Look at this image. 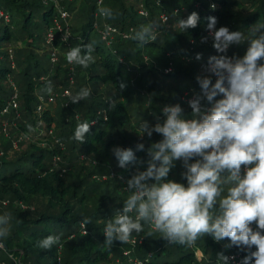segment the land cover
Returning a JSON list of instances; mask_svg holds the SVG:
<instances>
[{
  "label": "trees",
  "instance_id": "trees-1",
  "mask_svg": "<svg viewBox=\"0 0 264 264\" xmlns=\"http://www.w3.org/2000/svg\"><path fill=\"white\" fill-rule=\"evenodd\" d=\"M59 10L72 17L70 46L93 48L87 68L72 64V86L70 69L49 62L52 46L47 47L46 36ZM193 11L200 16L197 27L182 32L178 20ZM0 12L8 17V21L0 17V124L8 122L5 129L0 125V215L11 218L9 232L0 240L6 245L0 247V263L217 264L220 253L243 252L226 248L227 239L217 242L211 236L191 246L170 244L158 232L150 239L147 226L130 239H144L141 245L114 241L109 247L103 229L130 195L127 180L137 170H146L148 148L162 139L155 132L151 137L141 135L142 121L150 127L163 123L162 109L176 104L190 117L185 94L194 98L200 92L197 77L208 74L209 57L225 55L212 47L207 18H217V29L223 26L248 35L251 26L264 23V0H0ZM149 22L158 25L157 39L146 43L132 39ZM109 27L117 30L110 44L103 38ZM21 41L26 47H16ZM247 47L246 41L233 44L228 54L242 57ZM198 53L200 60L195 58ZM13 85L19 117L14 111L1 114L14 95ZM91 87L95 97L77 104L69 99L67 107L58 99L52 104L59 107L57 111L37 112L41 97L48 99L67 89L72 97ZM85 121L90 129L81 144L72 137ZM141 143L144 150L137 149ZM116 147L135 154L125 168L113 155ZM183 171L178 161L168 179L186 184ZM82 217L92 220L85 230L79 224ZM48 235H59L60 244L51 250L38 248L37 241Z\"/></svg>",
  "mask_w": 264,
  "mask_h": 264
},
{
  "label": "clouds",
  "instance_id": "clouds-1",
  "mask_svg": "<svg viewBox=\"0 0 264 264\" xmlns=\"http://www.w3.org/2000/svg\"><path fill=\"white\" fill-rule=\"evenodd\" d=\"M104 14L110 16L111 11L105 9ZM207 20L212 47L218 53L245 41L247 50L242 57H209L208 74L197 77L200 92L187 102L190 117L176 104L162 109L163 123L150 127L142 121L141 135L151 137L155 132L162 139L148 148L146 170H137L127 180L130 195L104 226L105 244H125L148 226L170 244L191 246L205 236L217 242L227 239L226 248L249 250L240 264H264V63L260 62L264 60V23L257 22L246 35L228 27L217 29L216 17ZM199 21L193 11L178 20V28L186 32ZM157 31L158 25L149 22L132 39L146 43L157 39ZM68 38L65 34V41ZM92 52L91 45L76 46L66 53V59L87 68ZM195 58L200 60L201 55ZM90 95V89L82 88L70 101L77 104ZM89 129L87 121L78 124L72 139L82 144ZM144 147L137 145L138 150ZM113 155L120 168L135 159L132 149L121 147L114 148ZM178 161L186 184L168 179ZM10 219L0 215V240L9 232ZM90 223L89 217L79 222L83 230ZM60 241L59 235H48L36 246L51 250ZM216 261L230 264V257L220 253Z\"/></svg>",
  "mask_w": 264,
  "mask_h": 264
},
{
  "label": "built area",
  "instance_id": "built-area-1",
  "mask_svg": "<svg viewBox=\"0 0 264 264\" xmlns=\"http://www.w3.org/2000/svg\"><path fill=\"white\" fill-rule=\"evenodd\" d=\"M0 17H5L6 20L8 21V17L4 16V14L2 12H0ZM69 14L68 12L64 11V10H59V18H56L54 20V28L51 29L46 36V43L50 46H52L51 49V60L53 63H56L58 61V49L56 47H54V43L56 42V34L57 33H62L63 34V42H68L69 38H70V26H69ZM163 21L167 22L168 21V17L167 16H163ZM117 33V30L114 28H108L107 31L105 33H103V38L104 40H106L108 42V44L111 43V40L113 38V35ZM65 34H67L69 36L68 40L65 41L64 36ZM225 55L229 56L228 54V50L225 53ZM215 78V77H214ZM71 83H73V79L71 78ZM14 87V95L12 96V98L10 99V101L8 102V104L5 106V108L1 111L2 115H7L10 114L12 111L15 112V114L19 117V112H18V91ZM71 98V91L69 89L65 90L61 95H54L49 97L48 99H44V98H40V102L39 105L37 107V112L41 113L44 111V109L46 108V106L48 105H52L56 102V100L58 99H65V100H69ZM193 98H191L190 96H188V94H185V97L183 98V100L187 103L189 100H191ZM254 223H253V227H254ZM255 248L253 247V249H251V251H254ZM249 250H243V252H239L237 254H233L230 255V263L231 264H240V261L243 259V257L245 255L248 254ZM128 252L125 253L126 256H128ZM128 264H142V262L138 261V260H130Z\"/></svg>",
  "mask_w": 264,
  "mask_h": 264
},
{
  "label": "rangeland",
  "instance_id": "rangeland-1",
  "mask_svg": "<svg viewBox=\"0 0 264 264\" xmlns=\"http://www.w3.org/2000/svg\"><path fill=\"white\" fill-rule=\"evenodd\" d=\"M210 4V3H209ZM71 20H72V17L70 16L69 17V19H68V22L70 23V27H71ZM96 37V33H93L92 34V38H95ZM62 38H63V34L61 33H59V36L57 37L56 36V41H58V44H56V45H54V47H56L57 49H58V54H57V57H58V61L56 62V63H54V64H56V65H61L63 68H64V70H65V68H69L70 69V71L68 72L69 74H70V76L68 77V81L70 82V84H71V86L72 85H74V83H75V77H74V69L71 67L72 66V64H70V63H68V61H67V59H66V53L72 48L71 46H70V44H69V41L68 42H63V40H62ZM46 46H47V44H46ZM15 47V46H14ZM16 47H18V48H24V47H26V44H25V42H19L18 43V45L16 46ZM47 47H49L50 49H51V46L50 45H48ZM48 48V49H49ZM49 49V50H50ZM39 53L38 54H40V55H42L44 52L43 51H38ZM148 63L150 62V60H146ZM49 62L50 63H53L52 62V60H49ZM165 72L166 73H169L170 72V68H168V69H166L165 70ZM60 77L61 78H63V76L62 75H60ZM71 78L73 79V83H71ZM78 84V83H77ZM90 90H91V95L89 96V98L92 96V97H95L96 96V94L94 93V89L91 87V88H89ZM73 93H75V89H74V91H73ZM57 95V94H56ZM59 95V94H58ZM69 100H66V101H62V99H60V101L58 102L60 105H62V103L64 104V106H68V104H69V102H68ZM46 108H48L50 111H51V113H53L55 110L57 111L58 110V108L59 107H54V106H52V105H48V106H46ZM39 115H41L42 114V112L41 113H38ZM64 114V113H63ZM4 119H6V118H4ZM0 125H2L1 127H4V129L8 126V122H7V120L5 121H3V123H1ZM14 147H15V149L17 148V145L15 144L14 145ZM125 184V183H124ZM147 229H150L148 226L146 227ZM152 231V233L150 234V239H153L156 235L154 234L155 233V231H153L152 229H150V232ZM137 236V235H136ZM155 239V238H154ZM144 242V239H142V238H137V237H135V238H133L132 240H130L129 242H127L128 244H130V245H141L142 243ZM0 247H2V248H6V245H4L3 243H0ZM198 256L200 257V259H201V257H202V255L199 253L198 254ZM0 264H3V263H0Z\"/></svg>",
  "mask_w": 264,
  "mask_h": 264
}]
</instances>
